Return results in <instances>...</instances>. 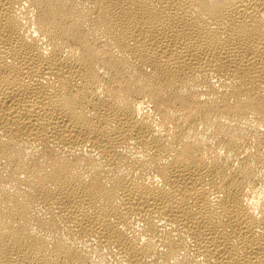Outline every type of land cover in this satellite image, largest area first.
Masks as SVG:
<instances>
[{
    "label": "bare ground",
    "instance_id": "1",
    "mask_svg": "<svg viewBox=\"0 0 264 264\" xmlns=\"http://www.w3.org/2000/svg\"><path fill=\"white\" fill-rule=\"evenodd\" d=\"M0 264H264V0H0Z\"/></svg>",
    "mask_w": 264,
    "mask_h": 264
}]
</instances>
